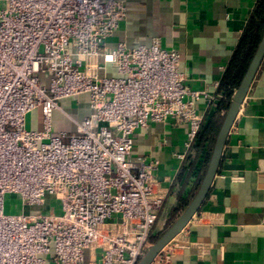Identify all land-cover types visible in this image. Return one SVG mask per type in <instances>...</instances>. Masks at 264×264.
<instances>
[{
	"label": "built area",
	"instance_id": "2783aa9c",
	"mask_svg": "<svg viewBox=\"0 0 264 264\" xmlns=\"http://www.w3.org/2000/svg\"><path fill=\"white\" fill-rule=\"evenodd\" d=\"M125 14L122 0H0V264H136L153 242L168 189L157 160L131 156L133 134L173 118L190 151L197 103L215 95L190 88L156 38L107 46ZM81 96L89 112L76 118L60 102ZM55 111L74 129L55 131ZM7 193L24 206L52 195L59 211L5 213ZM181 246L171 239L151 264Z\"/></svg>",
	"mask_w": 264,
	"mask_h": 264
},
{
	"label": "crops",
	"instance_id": "0c3cea01",
	"mask_svg": "<svg viewBox=\"0 0 264 264\" xmlns=\"http://www.w3.org/2000/svg\"><path fill=\"white\" fill-rule=\"evenodd\" d=\"M122 1L125 17L106 45L135 46L156 38L162 47L177 50L186 84L215 95L197 103L201 127L213 116L223 118L218 83L257 0ZM63 101L74 105L70 112L76 118L89 112L86 96ZM65 122L61 129H74ZM187 129L169 118L133 134L131 156L158 161L154 179L167 187L169 209L180 196L191 199L207 164L206 147L195 154L197 139L187 150ZM178 154L187 156L181 160ZM174 240L182 246L161 264H264V58L229 130L209 191Z\"/></svg>",
	"mask_w": 264,
	"mask_h": 264
},
{
	"label": "water",
	"instance_id": "95a60500",
	"mask_svg": "<svg viewBox=\"0 0 264 264\" xmlns=\"http://www.w3.org/2000/svg\"><path fill=\"white\" fill-rule=\"evenodd\" d=\"M262 58H264V34L261 35L243 76L231 94L227 109L214 137L204 173L194 194L175 220L149 245L136 264H151L160 249L182 230L193 214L201 207L216 174L229 130Z\"/></svg>",
	"mask_w": 264,
	"mask_h": 264
},
{
	"label": "trees",
	"instance_id": "16d2710c",
	"mask_svg": "<svg viewBox=\"0 0 264 264\" xmlns=\"http://www.w3.org/2000/svg\"><path fill=\"white\" fill-rule=\"evenodd\" d=\"M262 34H264V0H257L218 83V93L221 95L220 107L224 112L227 109L231 94L243 76ZM221 119L222 115L213 116L206 125L201 127L197 135V143L194 145L195 154L202 152L203 148L206 147L203 165L208 161L212 143ZM200 178L201 175L198 176L195 187L199 184ZM188 200L189 197L180 196L178 198L177 203L168 212L165 227L171 224L175 216L185 207ZM155 238L156 236L153 239ZM150 239L152 240V237Z\"/></svg>",
	"mask_w": 264,
	"mask_h": 264
},
{
	"label": "rangeland",
	"instance_id": "374dc122",
	"mask_svg": "<svg viewBox=\"0 0 264 264\" xmlns=\"http://www.w3.org/2000/svg\"><path fill=\"white\" fill-rule=\"evenodd\" d=\"M60 104L68 112H70L74 108V105L71 103L69 105H66V103L63 101V102H60ZM70 113L73 114L72 112H70ZM52 116H53L52 122H53V127H54L55 131L60 130L61 127H64L63 124L66 123L65 122L66 119L60 111L53 112ZM39 121H40L39 110L35 109V110H33L27 114L25 124H26L27 128H34L39 124ZM61 125H63V126H61ZM56 202L57 201L52 197V195H46L44 197L43 205H41V206H24L17 194L7 193L4 196L3 210L5 213H19L22 211L35 213V212H45V211H47V209L50 206H54L55 211L58 212L59 207L57 206ZM165 208L166 209L163 208L162 216L160 218L159 223L157 224V226L154 228V230L152 232V235H151L152 240L151 241H154L155 239H157V237L160 235V233L163 232L168 227V226L167 227H165V226H166V222H167V215H168V212L170 211V209L167 207H165ZM181 211L182 210H180V212ZM179 213L175 216V218L179 215ZM175 218H174V220H175ZM155 236H156V238L153 239Z\"/></svg>",
	"mask_w": 264,
	"mask_h": 264
}]
</instances>
